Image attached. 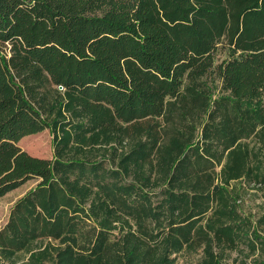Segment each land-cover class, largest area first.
<instances>
[{
	"label": "trees",
	"instance_id": "1",
	"mask_svg": "<svg viewBox=\"0 0 264 264\" xmlns=\"http://www.w3.org/2000/svg\"><path fill=\"white\" fill-rule=\"evenodd\" d=\"M33 179L0 264H264V0H0V199Z\"/></svg>",
	"mask_w": 264,
	"mask_h": 264
},
{
	"label": "rangeland",
	"instance_id": "2",
	"mask_svg": "<svg viewBox=\"0 0 264 264\" xmlns=\"http://www.w3.org/2000/svg\"><path fill=\"white\" fill-rule=\"evenodd\" d=\"M226 58V49L220 47L216 55L217 63ZM19 146L23 151H26L35 157L51 159L54 156L53 136L50 130H45L41 133L22 139ZM37 183V180H29L0 199V230L7 224L11 209L15 203L36 187ZM237 206L245 215L251 216L255 223L258 222L262 217H264V191L253 187L246 188L241 199L237 201ZM259 228L262 230V236L264 237V229L261 227ZM39 246L40 244L35 245L33 249L39 248ZM28 256L29 255L26 253L20 254L17 259L18 264L26 263ZM200 258L201 255L199 253L184 254L179 257V263L192 264L198 262ZM257 258V255H249L247 258L248 264L253 263V261ZM245 259V256H239V253L231 252L229 253L227 262L229 264H242ZM234 260H236V262H234Z\"/></svg>",
	"mask_w": 264,
	"mask_h": 264
}]
</instances>
